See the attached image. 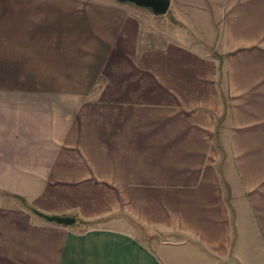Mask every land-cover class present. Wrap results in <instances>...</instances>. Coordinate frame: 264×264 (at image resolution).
<instances>
[{
  "label": "crops",
  "instance_id": "crops-1",
  "mask_svg": "<svg viewBox=\"0 0 264 264\" xmlns=\"http://www.w3.org/2000/svg\"><path fill=\"white\" fill-rule=\"evenodd\" d=\"M143 9L0 0V264H264V0Z\"/></svg>",
  "mask_w": 264,
  "mask_h": 264
},
{
  "label": "water",
  "instance_id": "water-1",
  "mask_svg": "<svg viewBox=\"0 0 264 264\" xmlns=\"http://www.w3.org/2000/svg\"><path fill=\"white\" fill-rule=\"evenodd\" d=\"M119 2H129L136 6L148 9L152 14L161 15L167 12L170 0H117ZM37 214L42 216L45 220L56 222L60 224H72L75 219L72 216H61L56 214H46L37 211Z\"/></svg>",
  "mask_w": 264,
  "mask_h": 264
},
{
  "label": "rangeland",
  "instance_id": "rangeland-1",
  "mask_svg": "<svg viewBox=\"0 0 264 264\" xmlns=\"http://www.w3.org/2000/svg\"><path fill=\"white\" fill-rule=\"evenodd\" d=\"M173 6L176 7L175 8V10H176L180 6V4L179 3H176V4H173ZM173 9H174V7L172 8V10ZM143 10L146 11L147 9H143ZM148 14L152 15L151 13H149V11H148ZM153 18H154V20H152V25L155 28L154 27H152V28H154V30H156V32H158L160 35H161V32L164 30V28H165L166 25L171 24V23H175L176 25L178 24L177 20L173 19V16L171 15V10L169 11V9H168V11L166 13L161 14V15H157V16H155ZM139 230H140V233L141 234H144V235L148 234L147 233L148 230H146V229H142V228L140 229L139 228ZM153 234L154 235H151V236L153 238H155L156 241H159L158 239H162L164 237L163 234H161V233L160 234L153 233ZM153 238H150L151 239L150 242L155 241Z\"/></svg>",
  "mask_w": 264,
  "mask_h": 264
},
{
  "label": "trees",
  "instance_id": "trees-1",
  "mask_svg": "<svg viewBox=\"0 0 264 264\" xmlns=\"http://www.w3.org/2000/svg\"><path fill=\"white\" fill-rule=\"evenodd\" d=\"M25 205H26V207H28L32 212H34V213L37 214V211H36L33 207L29 206L28 204H25Z\"/></svg>",
  "mask_w": 264,
  "mask_h": 264
}]
</instances>
